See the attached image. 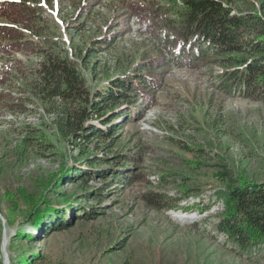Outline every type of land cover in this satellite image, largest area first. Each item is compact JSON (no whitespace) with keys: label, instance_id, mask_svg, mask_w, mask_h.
<instances>
[{"label":"rangeland","instance_id":"374dc122","mask_svg":"<svg viewBox=\"0 0 264 264\" xmlns=\"http://www.w3.org/2000/svg\"><path fill=\"white\" fill-rule=\"evenodd\" d=\"M13 1L36 8L35 23L27 28L13 25V17L2 6ZM84 2L0 0V26L23 29L26 40L37 45L33 51L19 49L10 39L13 34L0 32L2 264H13L29 251H42L53 262L67 264H264V248L241 258L215 229L216 214L224 207L217 194L225 187L216 178L218 165L228 164L235 176L250 183H264V103L222 94L215 79L220 69L214 64L170 70L153 106L142 119L126 124L122 134V142L140 141L145 148L142 167L153 187L174 196L184 188H201L202 196L191 192L180 208L157 212L139 200L140 187L134 186L116 204L103 202L105 215L98 219L51 234L40 243L16 237L33 201L44 195L60 201L80 192L67 182L54 185L63 166L71 165L80 153L60 135L54 118L31 91L43 53L65 52L79 63L91 90L104 88L156 55L160 25L175 17L173 9L179 5L177 0H102L90 19L91 29L71 43L74 10ZM249 2L243 10L261 9L258 0ZM133 7L132 32L102 55L98 65L84 64L81 52ZM32 131L52 147L24 148L22 139ZM182 178L187 180L181 182Z\"/></svg>","mask_w":264,"mask_h":264},{"label":"trees","instance_id":"16d2710c","mask_svg":"<svg viewBox=\"0 0 264 264\" xmlns=\"http://www.w3.org/2000/svg\"><path fill=\"white\" fill-rule=\"evenodd\" d=\"M177 1L179 5L173 9L175 17L166 18L160 25L163 30L156 35L159 36L156 55L140 61L131 73L111 79L104 88L91 90L79 63L65 52L42 51L31 91L54 118L60 135L80 153L71 165L63 166L54 185L67 182L80 192L70 198L62 196L60 201H52L46 195L33 201L16 236L20 241L40 243L51 234L98 219L105 215L103 202L116 204L134 186L140 187L139 200L157 212L180 208V201L188 200L191 192L202 196L201 188H184L180 196L157 190L145 179L142 165L146 150L142 143L122 142L126 124L145 116L170 70L217 65L220 71L215 76L216 87L222 94L264 103V0H258L259 11L255 6L243 10L250 0ZM67 2L73 0H64ZM101 3L102 0H85L80 9L74 10L69 26L73 33L71 43L75 36L91 29L90 19ZM2 6L13 17V25L24 24L27 28L35 23L36 8L14 1ZM129 14L81 52L84 64L94 61L93 66L98 65L102 55L132 32L134 7ZM22 30L0 26V32L15 35L10 39L20 45L19 49H37L35 42L26 40ZM27 133L22 139L24 148L52 147L33 131ZM217 168L216 178L225 187L217 194L224 207L216 214L215 229L236 255L251 258L264 248V183H250L235 176L226 163ZM161 178L164 180L165 176ZM93 181L101 184L91 186ZM1 229L0 224V264ZM13 264L67 263L53 262L42 251H29L21 253Z\"/></svg>","mask_w":264,"mask_h":264},{"label":"bare ground","instance_id":"6f19581e","mask_svg":"<svg viewBox=\"0 0 264 264\" xmlns=\"http://www.w3.org/2000/svg\"><path fill=\"white\" fill-rule=\"evenodd\" d=\"M4 247L5 248L7 247V237H5V240H4Z\"/></svg>","mask_w":264,"mask_h":264}]
</instances>
